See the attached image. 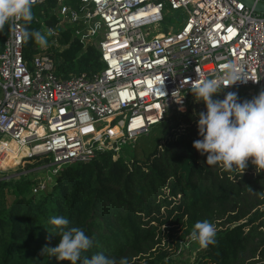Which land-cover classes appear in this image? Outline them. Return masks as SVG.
<instances>
[{
	"label": "trees",
	"instance_id": "trees-1",
	"mask_svg": "<svg viewBox=\"0 0 264 264\" xmlns=\"http://www.w3.org/2000/svg\"><path fill=\"white\" fill-rule=\"evenodd\" d=\"M63 2L77 6V0ZM39 5L31 7L32 21L21 19V24L29 33L45 35L47 46L38 45L34 36L24 38L23 58L48 54L61 78L101 69L95 45L83 46L73 35L80 23L58 25L56 0ZM7 27L6 22L0 30V51ZM49 29L55 34L47 35ZM228 92L237 94V102L255 97L233 88L213 99L223 100ZM189 95L183 113L169 111L114 157L101 151L89 161L63 166L43 191L31 193L33 171L0 179V264H71L47 249L42 253L61 240V229L49 223L52 217L66 218L67 228H79L92 240L81 260L103 253L117 264L122 258L127 264H169L180 241L191 239L195 224L208 221L216 228V243L201 248L197 262L264 264V171L257 172L252 158L245 170L206 164L207 154L201 155L193 142L203 139L198 120L207 109L192 91Z\"/></svg>",
	"mask_w": 264,
	"mask_h": 264
},
{
	"label": "built area",
	"instance_id": "built-area-1",
	"mask_svg": "<svg viewBox=\"0 0 264 264\" xmlns=\"http://www.w3.org/2000/svg\"><path fill=\"white\" fill-rule=\"evenodd\" d=\"M165 5L183 17L177 30L161 35L148 27L162 20ZM54 11L58 25L80 23L73 35L83 46L95 45L102 67L58 77L48 54L23 58L21 19L7 21L0 51V158L6 146L14 155L22 151L14 165L46 157L37 168L53 177L98 152L116 156L169 111H185L197 71L209 80L234 64L257 81L223 89L264 91V15L238 0H77L76 7L56 0ZM11 166L0 161V179ZM45 185L36 179L30 191Z\"/></svg>",
	"mask_w": 264,
	"mask_h": 264
},
{
	"label": "clouds",
	"instance_id": "clouds-1",
	"mask_svg": "<svg viewBox=\"0 0 264 264\" xmlns=\"http://www.w3.org/2000/svg\"><path fill=\"white\" fill-rule=\"evenodd\" d=\"M36 3L37 0H0V30L12 18L31 22V7ZM51 34L52 30L49 29L47 35ZM23 36L25 39L34 36L38 45L47 46V37L39 31L29 33L25 29ZM225 68L224 76L209 80L201 79L196 70L198 79L192 82V93L197 101L204 102L207 111L199 113L198 134L203 139L195 140L193 147L201 155L207 154L206 164L221 163L229 170H245L249 158H252L251 163L259 173L264 171V91L243 102H237L235 92H228L223 100H214V94L223 88L251 79L243 68L234 64H228ZM49 223L61 229V240L56 247L45 246L42 253L47 249L50 255L60 261H70L71 264H77V261L81 264H117L114 258L103 253L81 260V253L91 248L92 240L79 228H67L69 221L64 217H52ZM215 235V226L203 221L195 224L190 238L198 242L201 248H207L216 243ZM119 264H127L126 258H122Z\"/></svg>",
	"mask_w": 264,
	"mask_h": 264
},
{
	"label": "rangeland",
	"instance_id": "rangeland-1",
	"mask_svg": "<svg viewBox=\"0 0 264 264\" xmlns=\"http://www.w3.org/2000/svg\"><path fill=\"white\" fill-rule=\"evenodd\" d=\"M42 7V4L39 5ZM162 20L159 21L156 25L148 27L149 29L159 32L160 30L163 31V34H166L168 31H175L179 28L181 23V18L183 17V13L181 10H173L170 9L168 6H164L162 11ZM155 28V29H154ZM162 33V32H161ZM235 89H244L242 87H237ZM257 89L249 91V93L253 96H256ZM131 144L128 142L124 145V147ZM33 160L29 162L20 163L18 165H14L8 168L6 172H4L5 179L14 177L16 178L19 174H25L27 172H32L33 177L36 179L44 180L45 188H48L51 183L53 182V177L50 175V172L46 168L39 169L37 168L38 165H34L33 168L27 169L26 165L33 163ZM11 199V196L6 194L7 202ZM201 247L198 242H194L190 239H184L180 241L179 247L176 251L171 254V262L169 264H197V257L199 254Z\"/></svg>",
	"mask_w": 264,
	"mask_h": 264
},
{
	"label": "bare ground",
	"instance_id": "bare-ground-1",
	"mask_svg": "<svg viewBox=\"0 0 264 264\" xmlns=\"http://www.w3.org/2000/svg\"><path fill=\"white\" fill-rule=\"evenodd\" d=\"M159 34L163 35V31L160 30ZM13 151H14L13 147L9 148L8 146H6L5 152L3 153V157L0 158L1 163L4 166H11L18 162L19 156L20 154H22V151L18 155H14Z\"/></svg>",
	"mask_w": 264,
	"mask_h": 264
},
{
	"label": "water",
	"instance_id": "water-1",
	"mask_svg": "<svg viewBox=\"0 0 264 264\" xmlns=\"http://www.w3.org/2000/svg\"><path fill=\"white\" fill-rule=\"evenodd\" d=\"M243 6L252 9L254 12L264 15V1L238 0Z\"/></svg>",
	"mask_w": 264,
	"mask_h": 264
}]
</instances>
